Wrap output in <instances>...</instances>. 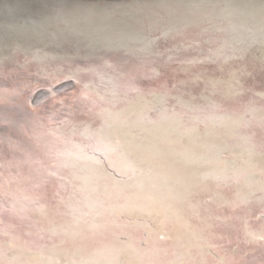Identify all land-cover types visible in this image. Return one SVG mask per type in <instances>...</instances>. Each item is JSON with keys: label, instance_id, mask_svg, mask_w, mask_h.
<instances>
[{"label": "bare ground", "instance_id": "1", "mask_svg": "<svg viewBox=\"0 0 264 264\" xmlns=\"http://www.w3.org/2000/svg\"><path fill=\"white\" fill-rule=\"evenodd\" d=\"M0 264H264V0H0Z\"/></svg>", "mask_w": 264, "mask_h": 264}, {"label": "water", "instance_id": "2", "mask_svg": "<svg viewBox=\"0 0 264 264\" xmlns=\"http://www.w3.org/2000/svg\"><path fill=\"white\" fill-rule=\"evenodd\" d=\"M26 95V94H25ZM89 150H92V149H89ZM93 152H94V154H98L99 156V158H100V161H101V163L103 162V164H104V167H109V168H111L110 166H108V165H106V161H104V157L100 154V152H98V151H96V150H93ZM87 153H90V152H87ZM112 169V168H111ZM113 171H114V169H112Z\"/></svg>", "mask_w": 264, "mask_h": 264}, {"label": "rangeland", "instance_id": "3", "mask_svg": "<svg viewBox=\"0 0 264 264\" xmlns=\"http://www.w3.org/2000/svg\"><path fill=\"white\" fill-rule=\"evenodd\" d=\"M32 104H34V103L32 102Z\"/></svg>", "mask_w": 264, "mask_h": 264}]
</instances>
